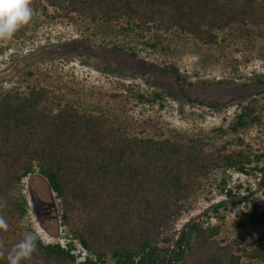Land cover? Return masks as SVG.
I'll return each instance as SVG.
<instances>
[{"label": "trees", "instance_id": "16d2710c", "mask_svg": "<svg viewBox=\"0 0 264 264\" xmlns=\"http://www.w3.org/2000/svg\"><path fill=\"white\" fill-rule=\"evenodd\" d=\"M31 7V21L12 39H22L38 17L50 16L49 8L65 19L79 15L124 24V31H175L203 46L232 39L249 25L264 27V0H32ZM113 49L135 56L122 44ZM169 68L182 92L183 79L174 65ZM159 95L136 97L151 103ZM60 101L39 84L26 91L0 89V200L7 202L0 215L9 225L0 240L7 251L25 233L35 232L26 221L22 191L24 179L35 172L61 201L60 223L68 232L64 246L39 237L37 252L22 264H264V244L220 240L219 226L209 220L185 223L173 239L162 235L226 170L258 177L264 194V153L238 135L261 125L253 105L240 106L226 129H216L235 135L215 146L196 135L121 129L104 114ZM218 181L225 183L222 177ZM222 191L231 197L230 189ZM263 224L264 209L254 204L243 226ZM75 246L84 252L81 259ZM0 264H7L6 258Z\"/></svg>", "mask_w": 264, "mask_h": 264}, {"label": "rangeland", "instance_id": "374dc122", "mask_svg": "<svg viewBox=\"0 0 264 264\" xmlns=\"http://www.w3.org/2000/svg\"><path fill=\"white\" fill-rule=\"evenodd\" d=\"M47 13L50 16L38 17L37 25L22 39L1 43L0 89L26 91L39 84L57 100H71L86 112L104 114L121 129L157 136L196 135L215 146L233 140L235 134L222 135L216 129H226L247 103L254 106L261 125L252 124L238 135L255 152L264 153L263 26L249 25L232 39L203 46L175 31H124V24H103L79 15L65 19L50 8ZM121 44L135 56L113 49ZM170 65L183 79L182 92ZM153 92L160 97L151 103L136 97ZM221 177L224 184L218 181ZM223 188L230 189L231 197ZM22 191L27 223L43 242L64 246L68 232L60 223L63 206L46 181L35 172L24 179ZM220 202L216 214L213 207ZM189 204L173 224L165 226L163 237L175 238L181 226L192 220H209L219 226L220 240L264 244V224L243 226L254 204L264 209L258 177L226 170ZM75 247L79 259L84 257Z\"/></svg>", "mask_w": 264, "mask_h": 264}, {"label": "clouds", "instance_id": "9594fccd", "mask_svg": "<svg viewBox=\"0 0 264 264\" xmlns=\"http://www.w3.org/2000/svg\"><path fill=\"white\" fill-rule=\"evenodd\" d=\"M32 0H0V43H7L23 27L29 24L33 17ZM6 201L0 200V208L6 206ZM8 222L0 215V231L6 232ZM39 234L33 231L24 234L22 240L10 250H5L3 240H0V258H6L7 264H22L30 261L37 252Z\"/></svg>", "mask_w": 264, "mask_h": 264}]
</instances>
